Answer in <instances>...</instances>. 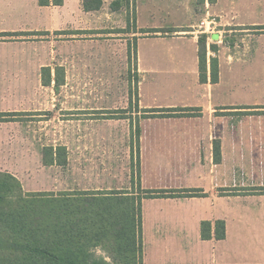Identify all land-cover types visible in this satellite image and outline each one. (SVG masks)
<instances>
[{"label":"rangeland","instance_id":"obj_1","mask_svg":"<svg viewBox=\"0 0 264 264\" xmlns=\"http://www.w3.org/2000/svg\"><path fill=\"white\" fill-rule=\"evenodd\" d=\"M190 1L102 0L99 11L84 12L82 0H64L61 8H42L37 0H0V32L19 33L0 38V112L15 115L0 118L10 121L0 122V172L13 175L25 193L134 191L140 122L134 45L151 36L140 30L177 31L174 27L188 22L190 14L172 3ZM203 1L193 0L197 24ZM246 1L260 4L250 21L264 25V0ZM48 20L50 30L38 32ZM258 43L264 47V38ZM157 46L142 41L135 52L153 61L145 53ZM241 68L250 83L261 79L248 100L264 105V61ZM49 77L50 86H43ZM47 147L65 150L64 166L43 165ZM155 248L150 247L157 256ZM164 248L167 254L157 264H178L176 247ZM96 255L105 256L100 250Z\"/></svg>","mask_w":264,"mask_h":264},{"label":"crops","instance_id":"obj_2","mask_svg":"<svg viewBox=\"0 0 264 264\" xmlns=\"http://www.w3.org/2000/svg\"><path fill=\"white\" fill-rule=\"evenodd\" d=\"M192 4L193 0L172 3L185 6L190 14L188 22L174 27L176 32L156 33L135 42L136 50L142 41L161 46L147 49L145 56L154 57L153 61L135 52L139 110L196 108L201 113L195 118L139 122V183L142 190L195 189L206 196L142 200V264H157L167 254V246L176 247L178 264H264V115L238 116L246 110L224 109L264 107L248 100L261 79L250 83L241 68L264 61V47L258 43L264 35L254 30L264 25L250 21L260 4L204 0L198 22L214 20L209 34L196 23ZM51 26L48 20L36 30L49 31ZM202 34L207 35L205 83L199 81L197 57ZM210 46L217 51L213 53ZM211 58L218 63L216 84L210 83ZM162 92L168 97L155 95ZM216 111L225 115L216 116ZM214 141L220 146L219 164L213 161ZM216 221L224 222L223 240L213 238ZM202 222L212 225L210 240L201 238ZM150 247H156L157 256Z\"/></svg>","mask_w":264,"mask_h":264},{"label":"trees","instance_id":"obj_3","mask_svg":"<svg viewBox=\"0 0 264 264\" xmlns=\"http://www.w3.org/2000/svg\"><path fill=\"white\" fill-rule=\"evenodd\" d=\"M64 0H37L39 7H61ZM213 3V0L209 1ZM102 0H82L84 12H97ZM264 35V26L254 27ZM141 34L166 33L159 29L140 30ZM170 33L176 31H169ZM19 33H0V38ZM36 33L28 34L33 36ZM60 34V33H59ZM207 35L198 37V72L200 83L206 82ZM215 53L217 48L210 46ZM133 54L135 56V45ZM210 83L218 82V63L209 61ZM45 71V68H43ZM49 71V70H48ZM43 86H50V77ZM138 122L148 119L195 118L201 113L196 108L143 109L136 105ZM243 109L238 116L264 115V107L224 108ZM216 116L225 113L216 111ZM15 116L0 113V118ZM0 122H10L0 119ZM137 182L132 192L63 191L23 192L19 181L7 172H0V264H142L141 202L146 199L199 198L206 195L200 190H142L139 183V137L136 125ZM63 148L43 150L44 166H64ZM62 159V161H60ZM213 161L220 163V146L213 142ZM221 192H225L222 190ZM232 192V191H231ZM211 223L202 222V240H210ZM223 221L214 223L213 238L223 240ZM96 250L104 257L96 255Z\"/></svg>","mask_w":264,"mask_h":264},{"label":"built area","instance_id":"obj_4","mask_svg":"<svg viewBox=\"0 0 264 264\" xmlns=\"http://www.w3.org/2000/svg\"><path fill=\"white\" fill-rule=\"evenodd\" d=\"M214 26H215V23L213 19L201 21L199 24V27L202 28L203 31L207 34L211 32Z\"/></svg>","mask_w":264,"mask_h":264}]
</instances>
